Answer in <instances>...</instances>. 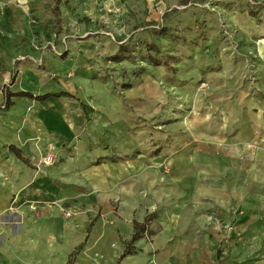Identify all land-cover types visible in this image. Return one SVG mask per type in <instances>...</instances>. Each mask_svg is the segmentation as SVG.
Listing matches in <instances>:
<instances>
[{"label": "rangeland", "instance_id": "obj_1", "mask_svg": "<svg viewBox=\"0 0 264 264\" xmlns=\"http://www.w3.org/2000/svg\"><path fill=\"white\" fill-rule=\"evenodd\" d=\"M246 19L261 27L264 0H0V64L15 60L0 91L69 95L44 107L66 112L68 150L90 164L141 159L147 187L160 176L163 188L187 172L201 188L206 169L216 186L220 141L244 119L256 126L253 107L263 103ZM45 140H28L44 151L36 162L51 156L57 164L56 143ZM193 199L189 213L202 203ZM164 212L152 210L147 230L165 224ZM189 223L191 233L196 220ZM254 257L244 245L238 264Z\"/></svg>", "mask_w": 264, "mask_h": 264}, {"label": "crops", "instance_id": "obj_2", "mask_svg": "<svg viewBox=\"0 0 264 264\" xmlns=\"http://www.w3.org/2000/svg\"><path fill=\"white\" fill-rule=\"evenodd\" d=\"M244 23L245 34L257 37L256 78L264 90V22ZM16 61L26 68V57ZM14 62L0 64V87ZM17 90L0 91V264H149L153 252V264H181L183 258L185 264H238L244 245L255 256L250 264H264V94L253 107L258 124L244 119L232 139L220 141L216 186L203 169L201 188L188 172L180 181L171 176L163 188L159 174L158 187H147L144 160L90 164L77 149L68 150L66 112L44 106L69 95L37 101ZM38 136L56 143L57 164L36 162L44 151L28 140ZM193 197L202 203L189 213ZM157 206H164L167 221L148 230L152 243L145 236L133 242L135 224L148 221ZM189 219L196 220L191 233Z\"/></svg>", "mask_w": 264, "mask_h": 264}, {"label": "trees", "instance_id": "obj_3", "mask_svg": "<svg viewBox=\"0 0 264 264\" xmlns=\"http://www.w3.org/2000/svg\"><path fill=\"white\" fill-rule=\"evenodd\" d=\"M27 96L32 98V99H36L37 101H46L53 96L59 97L58 95H50V94L44 95L42 97H34L31 94H27ZM65 96H68V95H65ZM146 223H147V221L143 224H138V223L135 224V234L133 236V242H136V241L142 239L146 233H147L148 237L151 236L152 233H150L147 230V227H146L147 224Z\"/></svg>", "mask_w": 264, "mask_h": 264}, {"label": "built area", "instance_id": "obj_4", "mask_svg": "<svg viewBox=\"0 0 264 264\" xmlns=\"http://www.w3.org/2000/svg\"><path fill=\"white\" fill-rule=\"evenodd\" d=\"M39 165H43V166H51L54 164V159L51 156L42 158L39 163ZM67 216H70V213H66Z\"/></svg>", "mask_w": 264, "mask_h": 264}]
</instances>
